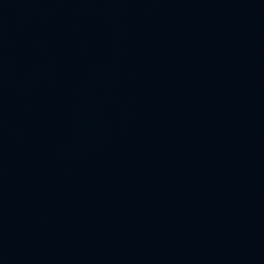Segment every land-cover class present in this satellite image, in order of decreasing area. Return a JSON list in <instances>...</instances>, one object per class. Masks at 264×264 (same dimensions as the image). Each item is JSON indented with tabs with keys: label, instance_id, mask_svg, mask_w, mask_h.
<instances>
[{
	"label": "water",
	"instance_id": "obj_1",
	"mask_svg": "<svg viewBox=\"0 0 264 264\" xmlns=\"http://www.w3.org/2000/svg\"><path fill=\"white\" fill-rule=\"evenodd\" d=\"M0 264H264V0H0Z\"/></svg>",
	"mask_w": 264,
	"mask_h": 264
}]
</instances>
